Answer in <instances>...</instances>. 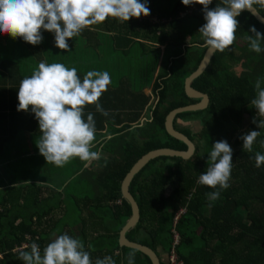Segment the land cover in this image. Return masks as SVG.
Masks as SVG:
<instances>
[{"label":"trees","instance_id":"obj_1","mask_svg":"<svg viewBox=\"0 0 264 264\" xmlns=\"http://www.w3.org/2000/svg\"><path fill=\"white\" fill-rule=\"evenodd\" d=\"M218 3L213 0L209 8ZM192 6L181 0H148L149 16L124 23L109 18L69 40V51L58 49L54 34L47 31H42L43 41L35 46L0 35V145L7 147L6 139L15 128L41 135L34 113L17 111L20 81L39 64L35 57L76 67L81 79L99 69L111 76L99 101L109 114L102 115L94 105L85 108V120L88 113L94 115L96 136L106 131L93 148L103 154L97 160L100 169L87 171L93 174L90 187L94 191L82 190L93 195L81 197L73 189L48 192L31 184L3 190L0 264H24L19 258L22 251H30L36 243L42 252L64 233L84 243L93 264L104 257L128 264L130 253L134 264H151L147 255L118 243L119 231L132 215L131 204L121 196V182L147 152L186 150L185 144L167 134L164 123L170 111L199 102L184 92L185 78L206 50L193 47L203 44L198 30L206 21L202 6L195 4L190 10ZM260 15L264 17V10ZM237 19L234 44L224 52L215 51L205 70L191 82L192 88L208 96L207 108L177 114L173 121L174 129L193 142L194 154L186 160L158 157L130 184L140 220L126 235L152 248L160 264H168L172 248L183 264H264V165L255 166V154H264V129L252 123L256 109L251 104L256 97L255 81H264V51H251L248 41L250 28L264 34V25L247 11ZM94 57H108V61L100 68L97 61L89 62ZM248 57L260 59L250 64ZM242 61L248 67L236 71ZM112 116H118L116 122L110 120ZM110 121L112 125H104ZM192 121L199 124L195 132L186 125ZM252 130L260 135L248 152L240 137ZM220 140L233 149L232 173L230 187L220 190V197L213 201L206 194L214 189L197 181L206 171L211 147ZM75 160L80 162L79 171L84 164Z\"/></svg>","mask_w":264,"mask_h":264},{"label":"clouds","instance_id":"obj_2","mask_svg":"<svg viewBox=\"0 0 264 264\" xmlns=\"http://www.w3.org/2000/svg\"><path fill=\"white\" fill-rule=\"evenodd\" d=\"M185 6H202L206 21L198 30L202 45L209 50L224 52L234 44L239 27L237 17L248 11L260 15L264 0H219L214 9L209 5L213 0H181ZM150 15L148 0H0V35L12 39L21 38L33 46L42 43V31L54 34L55 46L69 51L68 41L79 37L85 30L106 22L109 18L120 23L131 18ZM248 37L249 48L255 53L264 51L261 34L253 26ZM261 79L255 81L256 97L251 100L256 109L252 123L264 129V87ZM111 76L107 71H88L83 79L76 67L63 63L40 62L28 77L20 81L17 111L34 113L41 135L36 140L39 153L47 163L64 167L78 158L84 167L101 158L94 151L96 125L93 113L85 120V108L95 106L102 115L109 113L100 104V98L108 90ZM257 116L261 119L257 120ZM260 131L252 130L243 134L242 148L252 151ZM264 145V141L261 142ZM206 171L201 173L198 183L214 189L206 194L209 200H217L220 190L230 187L233 149L226 140L213 144L208 153ZM264 165V154H255V166ZM19 258L24 264H93L90 252L84 243L67 233L57 235L41 252L33 243L30 251H22ZM95 264H115L111 257L97 259ZM128 264H134V254H129Z\"/></svg>","mask_w":264,"mask_h":264},{"label":"crops","instance_id":"obj_3","mask_svg":"<svg viewBox=\"0 0 264 264\" xmlns=\"http://www.w3.org/2000/svg\"><path fill=\"white\" fill-rule=\"evenodd\" d=\"M160 47L161 49L164 48L163 45ZM88 60L89 62L97 61L100 68H102L104 64L107 63L108 57H94ZM35 61L38 63H47L46 57H35ZM34 67L37 69L38 65L36 64ZM99 71H101V69H99ZM149 107L150 105L145 110V117ZM19 117L22 116L19 115ZM145 117L140 123L141 125L144 124ZM115 118H118V116H112L110 120L114 119L116 122L117 119ZM112 123L113 122L110 121L104 123V125L109 126L112 125ZM20 130V128H15V130L11 129L8 135L9 138L7 137L6 139L8 142L7 147L5 143L0 145V196L3 190L9 188L17 189L23 186H29V184H31V186L43 187L48 192H60L73 189V193L79 194L81 197L84 195L90 196L92 194L82 190L86 187L92 192L94 191V187L93 189L90 187L91 183L94 184L93 174L89 175L87 171L88 169L95 172L99 171L100 164H98L97 161H93L88 167H84L83 165L82 169L79 171H77V167L80 162L75 160V158L71 163L66 164L62 168L56 167L53 164L47 163L45 158L39 153L36 140L40 135L36 132L29 131L20 133ZM99 134L100 137L98 138L96 136V140H100L101 135H105L106 131H102ZM100 156L101 158L103 157L102 152H100ZM87 179L90 181L87 182Z\"/></svg>","mask_w":264,"mask_h":264},{"label":"water","instance_id":"obj_4","mask_svg":"<svg viewBox=\"0 0 264 264\" xmlns=\"http://www.w3.org/2000/svg\"><path fill=\"white\" fill-rule=\"evenodd\" d=\"M248 12V11H247ZM250 13V12H249ZM260 24L264 25V17L259 15H253L250 13ZM215 51L209 50L206 48L202 59L200 60L197 68L191 72L184 80V92L187 97L193 98V99H199V102L197 104L185 106V107H179L176 108L168 113V115L165 118V131L169 136L172 138L179 140L186 146L185 151H178L173 150L169 148H161L152 150L150 152H147L144 154L135 164L132 166V168L128 171L126 174L124 180L121 182V196L125 200L129 201L132 207V215L128 219V221L125 223L124 226L121 227L119 231V237H118V243L120 246H128L131 248H135L142 252L143 254L147 255L148 258L151 261V264H160V259L157 253L150 248L147 245L141 244L139 242L130 240L126 233L127 231L135 226L139 220H140V208L138 202L133 197L132 193L130 192V184L134 178V176L142 170V168L147 165L150 161L158 158V157H179L181 159H189L194 154L195 146L192 141H190L185 135L182 133L176 131L173 127V121L177 114L185 113V112H194V111H201L207 108L209 98L206 94L200 93L194 88L191 87V82L194 80L198 75H200L207 65L209 64V61Z\"/></svg>","mask_w":264,"mask_h":264},{"label":"rangeland","instance_id":"obj_5","mask_svg":"<svg viewBox=\"0 0 264 264\" xmlns=\"http://www.w3.org/2000/svg\"><path fill=\"white\" fill-rule=\"evenodd\" d=\"M153 18V20L155 19L154 17H152ZM161 48V47H160ZM163 48V47H162ZM264 56V55H263ZM262 56V57H263ZM260 59L259 57H248V59H247V61H248V63H250V64H252L254 61H255V59ZM254 59V60H253ZM234 67H235V65H234ZM247 68L248 66H247V64L246 63H244V61H242V62H240L237 66H236V68H234L236 71H239V70H241L242 68ZM186 125H188L189 127H190V129L192 130V131H197L198 129H199V124H198V122L197 121H192V122H188ZM73 204V203H72ZM70 208H72V205H71V207Z\"/></svg>","mask_w":264,"mask_h":264},{"label":"built area","instance_id":"obj_6","mask_svg":"<svg viewBox=\"0 0 264 264\" xmlns=\"http://www.w3.org/2000/svg\"><path fill=\"white\" fill-rule=\"evenodd\" d=\"M195 5L192 6V9H195ZM184 15V14H182ZM168 264H183L181 260H179V258L177 257V255L174 252V248L171 249V251L168 254Z\"/></svg>","mask_w":264,"mask_h":264}]
</instances>
